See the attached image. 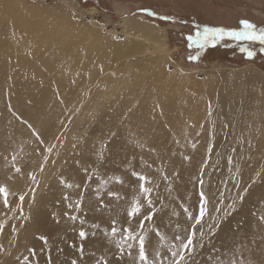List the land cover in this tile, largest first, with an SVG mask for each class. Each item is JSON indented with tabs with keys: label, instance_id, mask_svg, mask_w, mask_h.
I'll return each mask as SVG.
<instances>
[{
	"label": "rangeland",
	"instance_id": "obj_1",
	"mask_svg": "<svg viewBox=\"0 0 264 264\" xmlns=\"http://www.w3.org/2000/svg\"><path fill=\"white\" fill-rule=\"evenodd\" d=\"M26 1L64 17L63 21L71 23L76 32L95 36L98 45L93 51L86 48L88 44L83 47L84 64L77 70L81 73L70 81L72 92L64 95L63 110L53 129L38 131L26 125L28 139L18 144L13 137L0 133V185L7 181L14 194L9 196L8 208L0 201V225L4 226L0 233L4 249L0 264H20L24 256L30 257V264H72L73 260L76 264H132L135 250L133 257L121 256L116 248L119 236L112 237L110 229L114 219L117 228L137 225L136 218L128 221L127 211L137 199L146 205L139 192V175L147 177L150 183L145 186L152 189L155 215L142 230L151 240L150 259L155 251L164 256L174 235H184L190 224L184 208L195 211L199 192L203 191L209 200L210 216L217 215L215 207L225 208L233 201L236 211L214 237L200 242L197 235V247L188 264H232L242 249L240 235L264 216L259 196L264 192V45L225 38L215 47L198 50L190 47L186 38L195 34L197 25L235 29L247 19L264 27V0ZM141 18L147 24L158 25L166 37V70H180L191 76L192 80L186 82L184 93L189 95L184 102L191 107V115L197 117L186 119L191 130L189 138L175 142L168 137L165 149L158 151L148 143L128 140L131 127L126 123L133 108L119 115L104 109L98 96L111 87L110 81L103 80L111 74L108 68L112 59L109 54L101 59L100 51L120 41L124 29L135 31L127 28L124 20ZM9 35L17 38L12 30ZM29 39L26 33L20 36L16 41L19 50L12 60L41 62L45 47L29 46ZM241 47L250 48L254 55L248 57ZM192 56L198 59H190ZM54 91L58 98L65 93L61 87ZM25 110L22 107L12 116L23 123ZM113 132L115 137L111 136ZM15 168L21 171L17 173ZM198 179H203V187ZM13 182L20 185L16 187ZM25 193L28 195L20 202L18 196ZM238 194L245 199L239 201ZM20 207L27 219L19 215ZM71 216L77 219L73 221ZM94 224L100 227L94 228ZM81 229L88 234L83 241L78 236ZM154 230L165 235L162 243H158ZM202 230L207 231L206 225ZM41 235L47 238L46 244L39 239ZM81 245L82 256L78 250ZM28 249L36 254L32 256Z\"/></svg>",
	"mask_w": 264,
	"mask_h": 264
},
{
	"label": "bare ground",
	"instance_id": "obj_2",
	"mask_svg": "<svg viewBox=\"0 0 264 264\" xmlns=\"http://www.w3.org/2000/svg\"><path fill=\"white\" fill-rule=\"evenodd\" d=\"M63 20L64 17L32 6L26 0H0V133L13 137L17 144L28 139L26 125H33L38 131L54 128L63 110L64 95L71 91L70 81L81 73L77 70L84 64L83 47L88 44L86 48L93 51L98 45L95 36L76 32L71 23ZM142 20H124L125 26L135 31L124 29L120 41L100 51L101 59H106L108 54L112 59L108 68L111 74L103 80L110 81L111 87L98 96L104 102V109L119 115L133 108V115L126 123L131 127L128 140L148 143L158 151L165 147L168 137L175 142L189 138L191 130L186 119L197 120V117L191 115V107L184 102L189 95L184 93L186 82L192 80L191 76L187 77L180 70L172 73L166 70L167 52L163 44L166 37L158 25ZM9 30L14 31L17 38L11 37ZM23 33L30 38L29 46L45 47L40 63L12 60L19 50L16 41ZM58 87L65 91L59 98L54 91ZM22 107H26L27 115L23 123L12 116L14 111H22ZM4 184L11 186L7 181ZM19 185L20 182L15 184ZM259 196L264 205V192ZM239 239L243 245L234 261L264 264V221L250 225Z\"/></svg>",
	"mask_w": 264,
	"mask_h": 264
},
{
	"label": "snow or ice",
	"instance_id": "obj_3",
	"mask_svg": "<svg viewBox=\"0 0 264 264\" xmlns=\"http://www.w3.org/2000/svg\"><path fill=\"white\" fill-rule=\"evenodd\" d=\"M149 15H155V13H149ZM161 19H170V17H161ZM225 38L233 41H249L255 42L259 41L260 45H264V27H258L256 24L250 22L247 19L240 21L239 28H223V27H209L207 25L200 27L196 26V32L194 35L187 36V41L190 47H195L198 50H203L206 47H215L218 43L223 41ZM264 51V48L261 49ZM241 51L245 52L248 57H252L254 55L253 51L247 47H241ZM190 59H198V56H192ZM31 127V125H29ZM39 139L38 133H33ZM116 133H111L112 137H115ZM55 145L48 148V151L51 152ZM107 147V146H105ZM195 147V145H193ZM99 158L102 160L104 158V153L101 151L99 153ZM187 159V157H185ZM15 160V157H13ZM15 171L19 173L21 171L20 168H15ZM41 171H43V167L41 166ZM87 172V168L84 169ZM32 180L35 182L36 177L33 175ZM90 178V177H89ZM139 181V192L144 197V203H141L139 199L134 201L127 211V219L130 221L133 218L138 220V223L135 227H123L117 228L116 221L113 220L111 222L110 234L112 237L119 236V239L116 241V248L118 253L123 255H128L133 257V249L135 250V256L133 257L132 264H188L190 256L192 252L197 247L196 238L199 235L200 242H203L206 238H212L216 235L217 231L220 229L221 225L227 220L230 216H232L233 212L236 211V203L227 205L225 208H221L219 206L214 208L215 213L217 215L210 216L209 214V200L206 194L203 191L199 192V200L198 207L195 211H190L187 207L184 208V212L187 214V219L190 221L188 227L184 230V235L176 234L173 237V243L167 249V252L164 256L161 255L159 251H155L154 258L149 257V246H151V240H149L148 236L142 231L145 227V223L148 221H152L154 218V213L152 211L153 201L150 198V194L152 189L150 187H146V182H149L147 177L143 175L138 176ZM62 183L64 181H61ZM198 184L203 187L204 181L203 179H198ZM68 187H72V185H68ZM33 193L35 192V188L31 190ZM245 193L248 191L247 188L243 190ZM14 195L10 192V189L6 185H0V201H2L5 208L9 207L10 201L9 196ZM25 195L28 193L22 194L18 196V200L23 202L25 200ZM79 196H83V193H78ZM222 195V194H221ZM64 199H68L67 196ZM237 199L239 201H243L245 196L243 194H238ZM222 203V201H220ZM72 204H69V207H72ZM75 207L78 209L80 207L79 202L76 203ZM143 210V211H142ZM19 215L24 219H27L24 216L23 208H19ZM67 215V213H65ZM143 216V219L140 217ZM206 218H210L212 220L211 223H208ZM71 220H76L77 217L71 216ZM260 219L264 221V216H261ZM81 224L84 223L83 220L80 221ZM207 227V231H203L202 229ZM94 228H99L98 224L93 225ZM4 230V226L0 225V233ZM13 231L16 230L15 226L12 228ZM87 232L81 229L78 232V236L80 240H84L87 237ZM154 235L159 238L158 243H162L166 238L163 234H161L158 230H154ZM40 240L47 243V238L43 235L39 237ZM202 246V243H201ZM79 252L81 256L84 253V248L81 245L79 247ZM4 251L3 247L0 246V252ZM29 253L34 256L36 253L33 249H28ZM20 264H30V257L24 256L21 259ZM72 264H76V261L73 260ZM104 264H108L107 261ZM232 264H241L239 261H233Z\"/></svg>",
	"mask_w": 264,
	"mask_h": 264
}]
</instances>
